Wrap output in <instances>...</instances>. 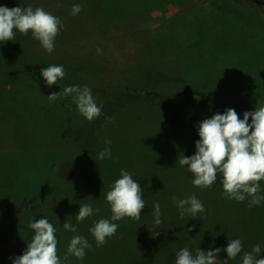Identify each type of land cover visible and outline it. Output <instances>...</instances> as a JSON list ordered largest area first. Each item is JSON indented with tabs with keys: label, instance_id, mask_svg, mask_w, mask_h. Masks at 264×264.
I'll return each mask as SVG.
<instances>
[{
	"label": "rangeland",
	"instance_id": "1",
	"mask_svg": "<svg viewBox=\"0 0 264 264\" xmlns=\"http://www.w3.org/2000/svg\"><path fill=\"white\" fill-rule=\"evenodd\" d=\"M75 4L81 12L73 16ZM0 6L43 8L62 24L51 54L31 32L17 31L12 41L0 42V72L63 66L64 77L72 81H108L119 89L145 90V97L160 94L151 102L115 95L114 100L130 102L95 128V143L89 144L97 118L83 117L73 96L32 80L0 85V233L8 235L6 244L0 241V264H13L26 251L34 235L29 222L41 218L56 229L61 264H175L183 248L193 255L197 249L207 253L225 249L230 239L242 241V252L228 264H242L244 252L257 244L256 258H264V201L252 206L250 198H226L219 174L212 187L201 190L187 167L177 163L180 155L196 153L200 139L198 126L184 127L181 121L202 122L229 108L243 119L246 111L264 106L259 5L250 0H0ZM194 90L216 99L185 94ZM52 93H60L55 101L48 99ZM94 100L102 110L103 99ZM105 147L110 159L88 152ZM121 169L141 185L145 208L139 221H111L106 193ZM259 183L264 195V180ZM192 195L205 211L181 219L171 198ZM154 202L161 207L160 225ZM85 204L93 215L78 223L75 216ZM100 219L117 223L118 230L97 247L89 229ZM67 221L77 233L64 230ZM77 234L91 248L83 260L65 259ZM217 259L223 264L227 253L221 251Z\"/></svg>",
	"mask_w": 264,
	"mask_h": 264
},
{
	"label": "clouds",
	"instance_id": "2",
	"mask_svg": "<svg viewBox=\"0 0 264 264\" xmlns=\"http://www.w3.org/2000/svg\"><path fill=\"white\" fill-rule=\"evenodd\" d=\"M81 12L79 4L73 5L72 15ZM61 21L58 17L46 12L43 8L15 7L9 9L0 6V42L12 41L16 32L27 36L29 32L47 53L54 51V41L59 35ZM41 76L48 87L56 85L59 79H63L65 71L63 66H48L41 69ZM65 96H73V102L77 105L79 113L88 121H93L101 115V108L97 106L91 90L87 87L69 86L63 89ZM60 93H52L48 96L49 101H55ZM251 118V123L249 119ZM200 139L196 142V153L191 157L180 155L178 164L186 166L187 170L195 177L193 185L201 190L212 187L218 174L222 177L224 196L228 199L243 202L250 198L252 206H258L264 201V195H260V181L264 180V106L256 107L255 111H246L243 119H240L235 109H227L223 114L217 113L211 118L204 119L198 125ZM111 145V140L105 141ZM110 147H105L98 154L99 160L111 158ZM181 210L180 218L185 215L195 217L205 211L202 202L195 195L187 199L178 200L171 198ZM106 201L111 207V221H120L125 217L133 221L141 219V213L145 208L142 198L140 183L133 179L132 174L121 169L120 178L111 186L106 193ZM153 215L155 224H161V207L158 202L153 203ZM95 211H99L96 209ZM90 204L80 206L76 221L83 222L93 215ZM108 219L94 221V226L89 229L96 241V246L101 247L107 240L113 237L118 224ZM29 228L34 235L27 243V249L22 255L13 260V264H61L57 254L58 241L55 236L56 229L46 219L41 218L29 222ZM65 231L77 233L78 229L71 221L63 224ZM194 230L193 228L189 231ZM159 232L156 233V236ZM91 248L88 240L81 235H74L67 249L68 256H74L83 260L86 249ZM221 251L227 253L229 260H234L242 252V241L230 239L225 249L216 248L207 253L197 249L195 255L188 248L181 249L175 259V264H220L217 259ZM261 252L259 244L252 248L251 252H244L242 264H264V258L257 259Z\"/></svg>",
	"mask_w": 264,
	"mask_h": 264
},
{
	"label": "trees",
	"instance_id": "3",
	"mask_svg": "<svg viewBox=\"0 0 264 264\" xmlns=\"http://www.w3.org/2000/svg\"><path fill=\"white\" fill-rule=\"evenodd\" d=\"M258 5V4H257ZM262 8L263 14H264V5H259ZM41 69H33L29 67L24 68H18L14 71H3L0 72V85H16L20 84L27 80H32L40 83H45V80L41 76ZM55 88L63 91L64 88L69 86H79L81 88L87 87L91 90L92 96L94 98H102L104 101V105L101 110V115L95 120L93 123L92 131L89 133V137L87 138L89 144H94L96 137L93 136L95 128H101L105 125V123L117 112L122 110L126 104H128L130 101L127 99H124L123 97H118L117 100H114L115 95L123 94L126 96H130V100H136V99H144L147 102H151L153 98L151 96L160 95L159 93H152L150 96L145 97L143 94L145 93V90L139 89L137 87H121L119 89L116 84L108 82V81H100V82H87L82 80L72 81L66 77L63 79H59L56 85H53ZM188 96H195L205 101H211L215 100V97H211L208 94H206L203 91L194 90L192 92H186L185 93ZM123 98V99H122ZM128 102V103H127ZM200 121L198 119L193 120H185L181 121L179 123L181 126L184 127H193L198 126ZM88 147V146H85ZM88 152H93V154H97L101 152V149L98 151L97 149L92 150L89 148ZM106 179H109V177L106 175V172H104ZM7 234L0 233V241L3 244L7 243Z\"/></svg>",
	"mask_w": 264,
	"mask_h": 264
},
{
	"label": "water",
	"instance_id": "4",
	"mask_svg": "<svg viewBox=\"0 0 264 264\" xmlns=\"http://www.w3.org/2000/svg\"><path fill=\"white\" fill-rule=\"evenodd\" d=\"M250 1H252L255 4H258V5H264V0H250Z\"/></svg>",
	"mask_w": 264,
	"mask_h": 264
}]
</instances>
